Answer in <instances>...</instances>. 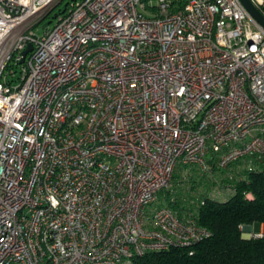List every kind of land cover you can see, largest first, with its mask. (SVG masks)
Here are the masks:
<instances>
[{
	"label": "built area",
	"instance_id": "built-area-1",
	"mask_svg": "<svg viewBox=\"0 0 264 264\" xmlns=\"http://www.w3.org/2000/svg\"><path fill=\"white\" fill-rule=\"evenodd\" d=\"M61 1L0 0V264L208 239L175 176L264 163V26L241 0H75L38 35Z\"/></svg>",
	"mask_w": 264,
	"mask_h": 264
},
{
	"label": "trees",
	"instance_id": "trees-1",
	"mask_svg": "<svg viewBox=\"0 0 264 264\" xmlns=\"http://www.w3.org/2000/svg\"><path fill=\"white\" fill-rule=\"evenodd\" d=\"M73 1L52 17L65 12ZM235 176L214 183L225 187L232 184L236 187L234 193L210 195L214 186L211 193L199 197L197 202L203 204L194 205L199 223L211 231L208 239L190 248L174 247L139 256L133 264H264V234L245 237L242 228L264 223V164L255 163L243 175ZM249 193L252 198L247 196ZM175 198L176 206L183 203L193 207L180 201L177 194Z\"/></svg>",
	"mask_w": 264,
	"mask_h": 264
},
{
	"label": "rangeland",
	"instance_id": "rangeland-1",
	"mask_svg": "<svg viewBox=\"0 0 264 264\" xmlns=\"http://www.w3.org/2000/svg\"><path fill=\"white\" fill-rule=\"evenodd\" d=\"M68 1L69 0H62L51 11V13L47 17H45L42 21H40V23H38L34 27V30L38 35H43L48 28L53 26L55 22V18H53L52 15H55L57 12L60 11V9H64ZM145 1L146 3L149 2V5L151 6L158 5L157 0H145ZM140 11L144 12L149 16H154L156 13L154 9L148 7H140ZM183 167H184L183 165H180L178 167V172L176 173L177 176L174 181V191L175 194H177V196L179 197L180 201H183L184 203L186 202L192 204V203H197L199 197L211 193L214 190L213 188L215 186L214 183L216 182V180L223 182L225 177L227 178L230 176L236 177L235 175L241 176L243 175L244 171L246 169L251 168L252 165H250V163L247 162L236 163L224 171L216 172L214 176H210V175L202 176L196 169H190V168L183 169ZM253 232L255 233L261 232L260 223L254 224ZM248 233L249 231H244L245 237H250Z\"/></svg>",
	"mask_w": 264,
	"mask_h": 264
},
{
	"label": "water",
	"instance_id": "water-1",
	"mask_svg": "<svg viewBox=\"0 0 264 264\" xmlns=\"http://www.w3.org/2000/svg\"><path fill=\"white\" fill-rule=\"evenodd\" d=\"M243 5L249 10V12L257 19L264 26V15L261 11L253 4L251 0H241ZM33 50V45L29 44L27 49L23 51V60L25 59L26 55ZM250 225H245L244 231H249Z\"/></svg>",
	"mask_w": 264,
	"mask_h": 264
},
{
	"label": "crops",
	"instance_id": "crops-1",
	"mask_svg": "<svg viewBox=\"0 0 264 264\" xmlns=\"http://www.w3.org/2000/svg\"><path fill=\"white\" fill-rule=\"evenodd\" d=\"M263 227H264V224L261 223V232L263 231ZM261 232H259V233H261ZM244 236H245V234H244Z\"/></svg>",
	"mask_w": 264,
	"mask_h": 264
}]
</instances>
